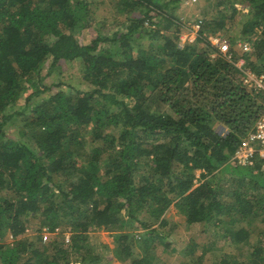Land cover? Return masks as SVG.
Instances as JSON below:
<instances>
[{
    "label": "trees",
    "instance_id": "1",
    "mask_svg": "<svg viewBox=\"0 0 264 264\" xmlns=\"http://www.w3.org/2000/svg\"><path fill=\"white\" fill-rule=\"evenodd\" d=\"M183 1L0 0V264H100L91 232L102 229L117 230L108 261L153 264L170 222L223 229L251 245L238 264H264V158L232 159L264 110L235 64L264 72V0H213L216 15L179 47ZM106 2L125 19L100 17ZM74 61L79 85L46 82ZM185 252L181 264L200 263Z\"/></svg>",
    "mask_w": 264,
    "mask_h": 264
},
{
    "label": "rangeland",
    "instance_id": "2",
    "mask_svg": "<svg viewBox=\"0 0 264 264\" xmlns=\"http://www.w3.org/2000/svg\"><path fill=\"white\" fill-rule=\"evenodd\" d=\"M108 2V0H107ZM105 3L101 5V9L104 10V12L99 11V16L103 17L104 15H108L109 18H120L125 19V14L123 12H120L115 6L116 3ZM120 3V1H119ZM211 3V5H209ZM121 4V3H120ZM212 5H215V2L209 1V0H185L182 4H180L177 8V14L179 17L180 22L183 24L182 30L179 34V37L182 35H187V42H191L190 38L194 37L195 30H194V23L195 21L199 19H205L206 16H212L216 15V8ZM211 9H208L210 8ZM248 9H245L243 13L238 14L237 16V24L233 25V34L235 36H238L240 34V30L242 29V24L244 23L245 16L243 15L245 12H247ZM96 34V32L92 29L89 31H86L84 35H79V39L83 44L88 43L91 38ZM213 36L210 37V39ZM222 38V36H220ZM145 42L141 41L142 45H146ZM242 41L241 39L237 41L236 48L239 47V42ZM179 42L184 44L183 41L178 40ZM180 43L179 47L182 46ZM65 80L72 84L79 85L81 82V70L79 67V63L74 61L68 68L64 70V73L61 77H57V75L53 74L51 75L47 83L51 80ZM56 90V89H55ZM23 101L21 100L20 103ZM219 128V127H218ZM221 129V128H220ZM219 129V130H220ZM15 132L14 128L7 127L6 131L9 132ZM222 133H224V130H220ZM200 171H198L199 174ZM170 214L173 213L171 210H169ZM168 214V215H170ZM258 229H263L264 225L262 223H259L256 225ZM45 233L44 235L50 236L53 235L46 229H44ZM56 232H62V229L60 227L57 228ZM114 232H117V230H110V229H102L91 232V241L94 242L98 247L96 249L97 253H101L103 255V258L101 260L100 264H121L122 261L116 260V258L113 259V261H108V256L114 257L115 254V241H114ZM142 230H138V233ZM66 239H69L70 232L66 231ZM139 233V234H141ZM163 233L167 235L166 240L171 242V245L169 247H165L163 244H157L156 248L151 251V255L154 256V262L153 264H181L184 262H187L192 259L186 254L185 250L188 248H192V246L196 247V253L197 255H202V259H200L199 264H215V263H222V260L224 258L227 259V261L233 262L235 259V262L240 263L242 261H248V252L250 246L248 245H240L236 246L231 244L229 241L226 240L225 237H222L223 229H216L214 225H204L202 223L193 224L189 227H185L183 225L177 226L170 222L165 228H163ZM29 235H35V233L29 231ZM139 238V237H137ZM13 238L11 235L6 236V241H12ZM140 243H142V239H138ZM255 238H253V241ZM252 241V242H253ZM107 245V248H106ZM146 248V245H143L141 247V251H144ZM140 251V250H139ZM74 259H77L76 257H72ZM108 261V262H106ZM129 261V260H128ZM131 261V259H130ZM73 264V263H72ZM191 264H194L191 262Z\"/></svg>",
    "mask_w": 264,
    "mask_h": 264
},
{
    "label": "built area",
    "instance_id": "3",
    "mask_svg": "<svg viewBox=\"0 0 264 264\" xmlns=\"http://www.w3.org/2000/svg\"><path fill=\"white\" fill-rule=\"evenodd\" d=\"M201 20H197L194 23V30L195 35L194 37L190 38V41L193 42L196 37L197 33L201 28ZM187 35H182L180 40L184 42L182 44L184 47L187 43ZM211 43L215 45L218 50L226 56L229 60H234L233 52L230 49V46L227 41L221 38L219 35L213 36L211 39ZM239 47L244 52H249L252 49V45L247 42H239ZM235 64L238 68L242 71L244 79L243 83L248 88H251L256 94L264 93V72L263 73H256L250 67L246 66L245 58H239L235 61ZM256 155L261 156L264 158V110L255 122L253 129H251L241 140L240 144L238 145L237 149L235 150L232 159L235 160L237 163L242 165H249L253 164L254 158Z\"/></svg>",
    "mask_w": 264,
    "mask_h": 264
}]
</instances>
